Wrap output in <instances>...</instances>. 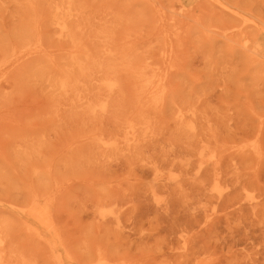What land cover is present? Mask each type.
<instances>
[{"label": "rangeland", "instance_id": "obj_1", "mask_svg": "<svg viewBox=\"0 0 264 264\" xmlns=\"http://www.w3.org/2000/svg\"><path fill=\"white\" fill-rule=\"evenodd\" d=\"M217 2H223L229 7L233 6L235 10L241 11L240 15L234 18ZM263 2L262 0H241V2L240 0L237 2L236 0H227V2L226 0H0V37H2L0 42L3 43L0 45L4 47L3 49L0 47V54H3L0 55V81L5 79L2 80L4 83H0L2 86L0 103L3 102L2 98L7 102L0 104V264H82V262L149 264L148 260L150 264H172V260L173 263L177 262L175 264H179L181 260L182 264H187L190 259L191 264L200 263L201 260L206 264H264V193L263 197H259L263 198V201L261 200L255 208L250 210L243 204L247 201L246 195L257 194L256 192L264 188ZM247 4L252 5L251 8L246 6ZM60 5L63 6L62 9L59 8ZM192 5L193 12L190 11ZM200 6L209 7L208 11H203L204 8ZM55 9L67 12L66 20L65 17L62 19L68 27L70 37L58 32L56 19L60 18L55 13ZM188 11L192 15L195 13L194 20L189 16L191 13H187ZM174 12L178 15L176 16ZM182 13L185 16L184 20L179 16ZM256 13L263 19L255 15ZM202 14L204 17L201 18L199 15ZM217 14L219 18L214 16ZM196 18L198 21H195ZM200 18L204 21H200ZM185 19L188 20H186L188 24ZM174 20L177 23L173 22ZM191 20L195 21L194 23L199 22V26L192 25ZM182 21L186 28L182 26ZM231 21L236 25L237 31L233 39L224 35V27ZM212 22H214L213 26H211ZM246 22L249 24L247 25ZM215 24L218 26L215 27ZM204 26L210 31H205ZM29 29L34 35L38 32L39 46L33 44L21 48L22 44L19 43H22L24 33ZM184 30L189 31L185 36H183L184 33L186 34ZM243 31L247 33L243 34ZM210 32L215 33L216 36L211 35ZM247 35L251 39L250 44L259 45L260 54L256 55L250 47L247 48L248 51L240 43ZM179 37L181 40L178 39ZM12 38L14 42L16 41V45ZM225 38L231 42L225 41ZM130 43L132 45L134 43L135 46H130ZM237 45H241L240 48ZM13 46L18 48L14 50L22 53L29 48L41 49L40 53L33 56L30 54L23 56L22 61L20 59L15 66L22 68L19 66L23 64L24 69L27 67L26 64L39 62L35 73L38 66L49 72L51 69L47 66L50 62L53 65L56 86L53 81L47 79L46 75L45 78H40L38 74L28 71L25 77L21 76V83L24 84V81L27 85L24 84L25 90L21 88L22 86L9 88L10 84L6 82L9 79L6 78L10 76L7 77L9 73L7 75L6 73L11 68L16 70L13 68L15 66L8 67L12 52L10 50ZM177 46L179 50L176 52ZM72 52L77 57L79 67L70 66L69 56ZM153 53L155 56H152ZM253 61L258 64L255 65ZM20 63L21 65H18ZM164 63L168 66L167 69ZM173 63L176 72H173ZM244 64L245 66L242 67ZM59 70L68 74L67 89L63 90L57 85L60 79L65 78ZM158 70H161L160 74L157 73ZM18 71L21 70H16ZM136 71L138 73H134ZM170 78H172L171 84L168 82ZM112 80H116L117 85L111 91L112 96H107L108 90L104 85ZM147 80L152 81L153 84L163 85L161 87L163 90L143 97L144 99L134 98L131 89H142ZM127 84L130 86H126ZM128 87L132 88L129 90ZM13 88H19L21 92ZM248 91L251 94H248ZM8 97L10 99L7 100ZM157 98L159 103H148ZM104 101L107 107L102 111L101 106L104 105ZM135 108L140 111L138 120L131 118ZM159 117L162 118L159 120ZM130 120L136 122L138 127V143L134 148L125 144L129 135L124 131L123 125ZM251 123L255 124L251 125ZM102 129L106 131L105 134L103 131L100 133ZM254 130L256 133L253 138L248 139ZM249 132L251 133L248 134ZM221 136L224 138L223 142L219 141ZM243 154L252 157L247 158L249 159L247 161L246 158L243 159ZM224 155L226 161L222 160ZM216 157L221 160L214 170L209 171L211 174L203 176L200 181L195 180L201 170L204 173L208 162ZM221 161L227 162L223 163L224 167ZM190 164L195 165L192 167ZM240 165H243L240 167L241 170L238 167ZM199 166L202 167L200 170ZM222 169H227L223 172L228 174L225 175ZM214 173H218L221 183L216 182ZM228 178L232 180L228 182L230 180L227 181ZM240 180L243 181L242 184ZM207 182L208 185H205ZM35 184H38V190L42 185L41 188L45 189L43 193L47 192V194L44 195L42 190L40 193L34 189ZM246 184H250L253 189L249 185L246 187ZM236 186H240L235 192L238 195L231 196L230 201L235 200L233 202L235 205L230 207L229 192ZM231 188L233 190H230ZM250 189L252 191H248ZM39 194L43 196L40 197ZM223 194L230 197L223 202L224 205L229 204L228 208L221 206L223 203H220L222 202L220 199L225 198ZM211 199L216 203L210 202ZM139 200L142 202L140 203ZM170 202L177 204L171 206L173 204L170 205ZM241 204H243L242 208ZM216 205L225 208L219 211V206ZM55 206L60 210H56ZM244 208L247 210H242ZM53 210L58 211L62 216L58 213L56 215V212L54 214ZM37 211L49 215L50 227L42 225L33 215ZM172 211L176 212L172 213ZM123 212L125 217L122 216ZM180 214L183 216H179ZM205 214H209V221L206 223L202 221ZM52 215L57 216L60 223L56 224ZM184 215L193 222L198 217H203L199 224L196 222L200 218L195 223L189 222L194 228L190 232L192 242L188 243V248H184L182 243L177 241L174 231L185 227ZM196 215L199 216L195 218ZM178 217L182 219L178 220ZM59 224L64 227H60ZM195 227H198V233ZM63 228L66 234L62 232ZM193 233H196L193 235L196 239H193ZM65 235L70 237L69 240L76 249L71 245L72 250L71 247L67 250L69 245L64 246V243L68 242H66L68 238L63 240ZM33 238L36 240L33 241ZM173 240H176L175 243ZM29 244L34 245L29 246ZM36 244L40 246L38 251L35 250ZM202 249L201 253L198 252ZM70 250L73 253H67ZM74 250H77L76 255ZM23 251L25 254L28 251L29 254L26 256ZM112 253H114L113 257L117 254L123 259L119 258L115 261L116 258L112 257ZM72 255L77 257L76 260ZM107 255H110V258ZM80 256L82 262L79 260ZM106 257L111 260L108 261ZM21 258H25L22 259L23 263ZM126 258L128 261L125 260ZM177 258L182 259L178 262ZM86 260L89 262L87 263Z\"/></svg>", "mask_w": 264, "mask_h": 264}, {"label": "bare ground", "instance_id": "obj_2", "mask_svg": "<svg viewBox=\"0 0 264 264\" xmlns=\"http://www.w3.org/2000/svg\"><path fill=\"white\" fill-rule=\"evenodd\" d=\"M51 1H52V0H51ZM63 1H64V0H63ZM137 1H140V0H137ZM214 1H217V0H214ZM255 1H256V0H255ZM260 1H261V0H260ZM262 1H264V0H262ZM53 2H54V1H53ZM185 2H186V1H185ZM226 2H227V0H226ZM228 2H229V1H228ZM232 2H233V1H232ZM236 2H237V0H236ZM238 2H239V1H238ZM240 2H241V0H240ZM258 2H259V1H258ZM168 3H169V2H168ZM172 3H173V2H171V4H172ZM197 3H198V2H197ZM197 3H195V4H197ZM263 3H264V2H263ZM263 3H262V5H263ZM53 4H54V3H53ZM171 4H170V6H171ZM200 4H201V2H200ZM204 4H205V2H204ZM217 4H219V5L223 8V10H225L226 12L231 13V16H233L234 18H235V17L237 18V16L240 15V12H241V11L239 12V11L235 10V9L233 8V6H230V7H229V6H227L226 4H224L223 2H217ZM236 4H237V3H236ZM236 4H235V5H236ZM248 4H249V3H248ZM248 4H247L246 6H249ZM61 5H62V4H61ZM61 5L59 6V8L62 9V7L64 6V4H63V6H61ZM173 5H174V4H173ZM201 5H202V4H201ZM230 5H231V4H230ZM238 5H239V4H238ZM238 5H237V6H238ZM250 5H251V4H250ZM174 6H175V5H174ZM177 6H179V5H177ZM192 6H193V5H192ZM197 6H198V5H197ZM204 6H205V5H204ZM207 6H208V5H207ZM207 6H205V7H207ZM246 6H244V7H246ZM251 6H252V5H251ZM251 6H249V7L251 8ZM254 6H255V4H254ZM36 7H37V6H36ZM171 7H172V6H171ZM195 7H196V6H195ZM200 7H201V6H200ZM202 7H203V6H202ZM202 7H201V8H202ZM239 7H240V6H239ZM241 7H242V6H241ZM249 7H248V8H249ZM40 8H41V7H40ZM190 8H191V7H190ZM192 8H193V9H192ZM192 8L190 9V11H192V10L194 11V6H193ZM196 8H197V7H196ZM201 8H200V10H201ZM203 8H204V7H203ZM208 8H209V7H208ZM208 8H204L203 11H208ZM246 8H247V7H246ZM248 8H247V9H248ZM250 8H249V9H250ZM29 9H30V8H29ZM37 9H38V8H37ZM61 9H60V10H61ZM156 9H157V8H156ZM242 9H243V8H242ZM44 10H45V8H44ZM60 10L55 9V13H56V14L59 16V18H60V19H56V22H57L56 24L58 25V32H59L60 34H62V35H65V34H66V36L68 35V36L70 37L68 27H67V25L65 24L64 19H62V18L65 17V20H66V17H68V16H67V12H66L65 10H64V12H63V11H60ZM161 10H162V9H161ZM175 10H176V9H175ZM187 10H188V9H186V11H187ZM198 10H199V9H198ZM214 10H215V9H214ZM239 10H240V9H239ZM244 10H245V8H244ZM176 11H177V10H176ZM190 11H188L187 13H191ZM193 11H192V12H193ZM209 11H210V10H209ZM153 12H154V11H153ZM159 12H160V11H159ZM172 12H173V11H172ZM182 12H183V10H182ZM198 12H200V11H198ZM198 12H197V13H198ZM221 12H222V10H221ZM262 12H263V11H262ZM147 13H148V12H147ZM155 13H157V12H155ZM174 13H175V12H174ZM174 13H173V14H174ZM178 13H179V12H178ZM260 13H261V12H260ZM148 14H149V13H148ZM148 14H147V16L149 17ZM175 14H176V16L178 15L177 12H176ZM184 14H185V12H184ZM184 14L182 13V14L179 15L180 17H182V18H180L181 20H182V19L184 20V18H185ZM194 14H195V13H194ZM194 14H193V15H192V13H191V15L188 14L189 16H191L192 20H194V18H193ZM200 14H201V13H200ZM203 14H205V13L203 12ZM203 14H202V15H199V16H201V18H202V17H204ZM206 14H207V13H206ZM213 14H214V13H213ZM181 15H183L184 17L181 16ZM185 15H186V14H185ZM188 15H187V18H188ZM196 15H198V14H196ZM255 15H258V16H259V14H257V13H256ZM61 16H62V17H61ZM152 16H153V14H152ZM199 16H198V18H199ZM214 16L218 17V14H217V15H214ZM222 16H223V15H222ZM55 17H56V16H55ZM194 17H195V16H194ZM216 17H215V18H216ZM261 17H262V16H261ZM261 17L259 16V18H261ZM112 18H113V17H112ZM145 18H146V17H145ZM150 18H151V16H150ZM156 18H157V17H156ZM156 18H154V19H156ZM165 18H166V17H165ZM201 18L199 19L200 21H202ZM218 18H219V17H218ZM45 19H46V18H45ZM49 19H50V17H49ZM84 19H85V18H84ZM169 19H170V18H169ZM177 19H178V18H177ZM188 19H189V18H188ZM261 19H263V18H261ZM51 20H52V19H51ZM85 20H86V19H85ZM156 20H157V19H156ZM156 20H155V21H156ZM175 20H176V19H175ZM175 20H174L173 22H176ZM181 20H180V21H181ZM186 20H187V19H185V22H186ZM192 20L190 21V23H191V22L193 23L192 25L196 24V25L199 26V22H197L198 24H197V23H194L195 21H198L197 18L195 19L194 22H193ZM220 20H221V17H220ZM263 20H264V19H263ZM83 21H84V20H83ZM83 21H82V22H83ZM141 21H142V20H141ZM151 21H152V20H151ZM160 21H161V20H160ZM167 21H168V20H167ZM187 21H188V20H187ZM203 21H204V20H203ZM203 21H202V22H203ZM39 22H40V20H39ZM45 22H46V21H45ZM147 22H148V21H147ZM182 22H183V25H182V24H181V25H182L184 28H186L185 25H184V21H182ZM214 22H215V21H214ZM214 22H212V25H211V26H213V23H214ZM227 22H228V21H227ZM164 23H165V21H164ZM176 23H177V22H176ZM178 23H179V22H178ZM186 23H187V22H186ZM190 23H189V24H190ZM240 23H242V22H240ZM263 23H264V22H263ZM28 24H29V23H28ZM162 24H163V23H162ZM170 24H172V23H170ZM187 24H188V23H187ZM202 24H203V23H201V25H202ZM217 24H218V23H217ZM225 24H226V23H225ZM246 24L248 25L249 23L246 22ZM250 24H251V23H250ZM148 25H149V24H148ZM151 25H152V24H151ZM172 25H173V24H172ZM181 25H180V28H181ZM218 25H219V24H218ZM218 25H217V26H218ZM247 25H246V26H247ZM41 26H42V25H41ZM149 26H150V25H149ZM164 26H165V24H164ZM186 26H188V25H186ZM189 26H190V25H189ZM217 26H216V24H215V27H217ZM238 26H239V25H238ZM244 26H245V25H244ZM263 26H264V25H263ZM88 27H89V26H88ZM157 27H158V26H157ZM159 27H160V25H159ZM201 27H202V26H201ZM220 27H222V26H221V23H220ZM220 27H219V28H220ZM164 28H165V27H164ZM174 28H175V27H174ZM180 28H179V29H180ZM205 28H206V26L203 27V29L206 31L207 29H205ZM207 28H208V27H207ZM243 28H244V27H243ZM42 29H43V28H42ZM79 29H81V28H79ZM148 29H150V28H148ZM170 29H171V28H170ZM181 29H183V28H181ZM181 29H180V30H181ZM188 29L190 30L189 27H188ZM199 29H200V28H199ZM256 29H257V28H256ZM70 30H71V29H70ZM124 30H125V29H124ZM124 30H123V31H124ZM128 30H129V29H128ZM156 30H157V28H156ZM159 30H160V29H159ZM159 30H158V32H159ZM164 30H166V29H164ZM242 30H244V29H242ZM242 30H241V31H242ZM89 31H90V30H89ZM111 31H112V30H111ZM167 31H168V30H167ZM171 31H172V30H171ZM182 31H183V30H182ZM185 31H186V30H184V32H185ZM207 31H210V30H207ZM251 31H252V29H251ZM20 32H21V31H20ZM115 32H116V31H115ZM126 32H127V30H126ZM158 32H157V33H158ZM188 32H189V31H186V34L184 33L183 36L187 35ZM214 32L217 33V31H215V30H214ZM220 32H221V31H219V34H221ZM236 32H237V31H236V25L233 24L232 21L230 22V24L227 23L226 26L224 27V35H225L226 38L233 39V37L236 35ZM43 33H44V32H43ZM70 33H71V31H70ZM110 33L112 34V32H110ZM153 33H155V32H153ZM161 33H162V32H161ZM161 33H159V34H161ZM170 33H171V32H170ZM202 33H203V32H202ZM215 33L212 34V33L210 32L211 35H215ZM244 33H247V32H244V31H243V34H244ZM250 33H251V32H250ZM250 33H248V34L250 35ZM11 34H12V33H11ZM21 34H22V33H21ZM85 34H86V33H85ZM111 34H110V35H111ZM136 34H137V33H136ZM254 34H256V33H254ZM46 35H47V33H46ZM106 35H107V34H106ZM110 35H109V38H110ZM126 35H127V34H126ZM128 35H129V34H128ZM164 35H166V34H164ZM176 35H177V34H176ZM179 35H180V33H179ZM249 35L245 36L244 39H242V41H241L240 43L245 47V49H247V48L250 47V48H251L250 50H252V52H254L256 55L260 54V50H261V48H259V45H257V44H253V45H252V44L249 43V41L251 40L250 37H248ZM42 36H43V35H42ZM83 36H84V35H83ZM93 36H94V35H93ZM134 36H135V35H134ZM159 36H160V35H159ZM161 36H162V35H161ZM215 36H216V35H215ZM217 36H220V35H217ZM221 36L223 37V35H221ZM221 36H220V37H221ZM128 37H129V36H128ZM156 37H157V36H156ZM171 37H172V35H171ZM254 37H256V36L254 35ZM254 37H253V38H254ZM0 38H1V40H2V37H0ZM42 38H43V37H42ZM78 38H79V37H78ZM105 38H106V37H105ZM121 38H122V36H121ZM121 38H120V39H121ZM125 38H126V37H125ZM132 38H133V37H132ZM132 38H131V39H132ZM159 38H160V37H159ZM209 38H211V36H210ZM226 38L224 39L225 41H226V40H229V39H226ZM239 38H240V37H239ZM172 39H173V37H172ZM172 39H171V40H172ZM178 39H180V37H179ZM8 40H9V39H8ZM12 40H13V38H12ZM42 40H43V39H42ZM116 40H117V39H116ZM123 40H124V39H123ZM123 40H122V41H123ZM173 40H174V39H173ZM180 40H181V39H180ZM209 40H210V39H209ZM211 40L213 41V38H212ZM38 41H39V35H38V32H36V34L34 35L33 33L30 32V29H29L28 31H25V33H24V37H23V41H21L22 43H19V44H22V45L20 46L21 48H22V47H25L26 45H33V44H37V46H39ZM45 41H46V38H45ZM45 41H44V43H45ZM118 41H119V40H118ZM161 41H162V40H161ZM166 41L168 42V39H167ZM169 41H170V40H169ZM177 41H178V40H177ZM222 41H223V40H222ZM229 41H230V40H229ZM236 41H237V40H236ZM252 41H254V39H252ZM15 42H16V41H15ZM15 42H14V40H13V43L16 45L17 43H15ZM126 42H127V41H126ZM128 42H129V41H128ZM128 42H127V43H128ZM205 42H206V41H205ZM209 42H210V41H209ZM230 42H231V41H230ZM238 42H239V41H238ZM238 42H236V43H238ZM0 43H1V42H0ZM8 43H9V42H8ZM13 43H12V44H13ZM86 43H87V42H86ZM115 43H116V42H115ZM119 43H120V42H119ZM119 43H118V44H119ZM169 43H170V42H169ZM169 43H168V44H169ZM236 43L234 44L235 46H236ZM1 44H3V43H1ZM82 44H83V43H82ZM82 44H81V45H82ZM112 44H113V43H112ZM121 44H122V43H121ZM121 44H120V45H121ZM9 45H10V43L8 44V46H9ZM43 45H44V44H43ZM110 45H111V44H110ZM116 45H117V43H116ZM169 45H170V44H169ZM44 46H45V45H44ZM46 46H47V45H46ZM114 46H115V45H114ZM123 46H124V45H123ZM130 46L134 47L135 45H134V43H133V45L130 43ZM130 46H128V47H130ZM174 46H176V45H174ZM174 46H173V47H174ZM237 46H238V45H237ZM239 46H241V45H239ZM239 46H238V47H239ZM0 47H1V45H0ZM67 47H68V46H67ZM118 47H119V46H118ZM128 47H127V48H128ZM132 47H131V48H132ZM154 47H155V46H154ZM162 47H163V45H162ZM162 47H160V49H161ZM169 47L171 48L172 46H169ZM231 47H232V46H231ZM1 48L3 49L4 47H1ZM1 48H0V49H1ZM15 48L18 49L17 46H13L12 50H10V51H12V52H10L11 55L9 56L10 58H9V64H8L9 66H8V67H11V66H15V65H17V63L19 62V60H20L21 58H23V56H26V55H29V54L33 56V54L40 53V51H41V49H38V50H37L36 48H29V50H27V51H25V52L22 53L21 51L14 50ZM46 48H47V47H46ZM116 48H117V46H116ZM125 48H126V47H125ZM131 48H129V50H131ZM158 48H159V47H158ZM176 48H178V49H176ZM176 48H175V49H176V52H177V51L179 50V47L177 46ZM239 48H240V47H239ZM112 49H113V48H112ZM132 49H133V48H132ZM168 49H169V48H168ZM229 49H230V48H229ZM229 49H228V50H229ZM232 49L234 50V48H232ZM235 49H236V47H235ZM42 50H43V49H42ZM115 50H116V49H115ZM117 50H118V49H117ZM127 50H128V49H127ZM150 50H151V49H150ZM163 50L165 51V49H163ZM172 50H174V48H173ZM247 50H248V49H247ZM247 50H246V51H247ZM4 51H5V49H4ZM53 51H54V50H53ZM77 51H78V50H77ZM104 51H105V50H104ZM147 51H148V50H147ZM158 51H159V50H158ZM161 51H162V50H161ZM164 51H163V53H164ZM207 51H208V50H207ZM240 51H241V50H240ZM248 51H249V50H248ZM1 52H2V51H1ZM47 52H48V51H47ZM73 52H75V51H73ZM73 52H72V55L69 56V63H70V66H72V67H79V66H80V65H79V62L77 61V57L74 55ZM153 52H155V51H153ZM167 52H169V51H167ZM176 52H175V53H176ZM48 53H49V52H48ZM130 53H132V52H130ZM130 53H129V54H130ZM157 53H158V52H157ZM115 54H116V53H115ZM129 54H128V55H129ZM160 54H161V53H160ZM160 54H158V55H160ZM166 54H168V53H166ZM171 54H172V53H171ZM0 55H3V54L1 53ZM113 55H114V54H113ZM124 55H125V54H123V56H124ZM128 55H127V56H128ZM147 55H148V52H147ZM150 55H151V54H150ZM150 55H149V56H150ZM153 55H154V53L152 54V56H153ZM172 55H173V54H172ZM34 56H37V55H34ZM47 56H48V55H47ZM154 56H155V55H154ZM160 56H161V55H160ZM162 56H163V54H162ZM246 56H247V55H246ZM250 56H251V55H250ZM29 57H30V56H29ZM39 57H41V56H39ZM101 57H102V56H101ZM172 57H174V56H172ZM256 57H257V56H256ZM256 57H255V59H256ZM50 58H51V57H50ZM141 58H142V57H141ZM155 58H157V57H155ZM162 58H163V57H162ZM41 59H42V58H41ZM163 59H164V58H163ZM170 59L173 60V58H171V56H170ZM179 59H180V58H179ZM179 59H178V60H179ZM252 59H254V58H252ZM23 60H24V59H23ZM45 60H47V57H46ZM131 60H132V59H131ZM156 60H157V59H156ZM156 60H155V61H156ZM247 60H248V58H247ZM247 60H246V61H247ZM21 61H22V59H21ZM50 61H51V60H50ZM107 61H108V60H107ZM107 61H106V63H107ZM162 61H164V60H162ZM162 61H161V62H162ZM173 61H174V60H173ZM263 61H264V60H263ZM40 62H41V61H40ZM130 62H131V61H130ZM145 62H146V61H145ZM157 62H158V60H157ZM157 62H156V63H157ZM169 62H171V61H169ZM219 62H220V61H219ZM253 62H254V61H253ZM260 62H262V61L260 60ZM38 63H39V62H38ZM38 63H37V64H38ZM49 63H50V62H49ZM49 63H48V66H47V67H49V68L51 69V71H49V72H47V71H45V70H43V69H40L39 66H38V69H37V71H36V73H35V68H37V64H34V62H33L32 65H28V64H26L27 67H25L24 69H23L24 65L22 64V65H23V66H22L21 63L18 64V65H21V66H19V67H22V68H18L17 66L13 67V68H15L16 70H19V69L21 70V71H18V72H16V70H14V69L11 68L12 71L9 72V71L11 70V69H10V70H8L7 73H6V75L9 73V74L7 75V77L10 76V77L6 78V79H9L8 81H6L7 83L10 84V86H8V87L10 88V87L12 86V87H19V88H20V86H22L21 88H23V87L27 86V85L25 84L24 81H23V83L25 84V86H24V84L21 83V82H22V78H21V76L24 75V77H25V76L27 75L28 71H32L33 73L38 74V76H39L40 78H45L44 75H46L47 79L50 80L51 82L53 81V84L56 86V81H55L54 78H53V74H54V72H53V65H52V63H50V64H49ZM55 63H56V62H55ZM58 63H59V62H58ZM127 63H128V62H127ZM154 63H155V62H154ZM162 63H163V62H162ZM166 63H167V62H166ZM166 63H164V64H165V67L167 66ZM254 63H255V62H254ZM256 63L258 64V62H256ZM256 63H255V65H256ZM117 64H118V63H117ZM146 64H147V62H146ZM160 64H161V63H160ZM245 64H246V63H245ZM245 64L242 65V67H244ZM247 64H248V61H247ZM26 65H25V66H26ZM114 65H115V64H114ZM179 65H180V64H179ZM255 65H254V66H255ZM116 66H117V65H116ZM139 66H140V65H139ZM146 66H147V65H146ZM161 66H162V64H161ZM173 66H174V63H173ZM173 66H172V68H173ZM16 67H17V68H16ZM150 67H151V66H150ZM162 67H163V66H162ZM167 67H168V66H167ZM167 67H166V69H167ZM169 67H170V66H169ZM251 67H252V65H251ZM6 68H7V66H6ZM49 68H48V69H49ZM98 68H99V67H98ZM133 68H134V66H133ZM153 68H154V67H153ZM172 68H171V69H172ZM7 69H8V68H7ZM129 69H130V67H129ZM144 69H145V68H144ZM158 69H159V68H158ZM162 69H163V68H162ZM162 69H161V70H162ZM175 69H176V67L174 66L173 72H174V71L176 72ZM178 69H179V68H178ZM178 69H177V70H178ZM239 69H240V67H239ZM241 69H242V68H241ZM13 70H14L15 72H14ZM122 70H123V69H122ZM148 70H149V69H148ZM161 70H158L159 72H157V73L160 74V71H161ZM164 70H165V68H164ZM237 70H238V69H237ZM74 71H75V70H74ZM140 71H141V69H140ZM166 71H168V70H166ZM59 72H60V73H63V75H64L65 78L60 79V80L57 82V85H58L59 88H61V89H63V90H64V89H67V82H68V79H69L68 74H67V72H65V71H60V70H59ZM124 72H125V71H124ZM127 72H128V69H127ZM164 72H165V71H164ZM169 72H172V71H169ZM173 72H172V74H173ZM239 72H240V71H239ZM10 73H11V74L13 73L12 75H13L14 77H13ZM96 73H98V72H96ZM134 73H138V72L136 71V72H134ZM134 73H132V74H134ZM236 73H238V71H237ZM246 73H247V72H245V75H246ZM0 74H1V73H0ZM17 74H18V75H17ZM25 74H26V75H25ZM122 74H123V73H122ZM130 74H131V73H130ZM130 74H129V75H130ZM162 74H163V73H162ZM166 74H167V73H166ZM169 74L171 75V73H169ZM169 74H168V75H169ZM92 75H93V74H92ZM94 75H95V74H94ZM106 75H107V74H106ZM138 75H139V74H138ZM140 75H141V72H140ZM235 75H236V74H235ZM239 75H240V74H239ZM18 76H19V77H18ZM70 76H71V75H70ZM119 76H120V75H119ZM123 76H124V75H123ZM125 76H126V75H125ZM134 76H135V75H134ZM147 76H148V75H147ZM157 76H158V75H157ZM171 76H172V75H171ZM5 77H6V76H5ZM29 77H30V76H29ZM32 77H33V75H32ZM131 77H132V76H131ZM131 77L129 76V78H131ZM236 77H237V76H236ZM10 78H11V79H10ZM127 78H128V74H127ZM127 78H126V79H127ZM148 78H149V77H148ZM148 78H147V79H148ZM161 78H162V77H161ZM138 79H139V77H138ZM159 79H160V78H159ZM170 79H171V80L168 81L169 83L172 81V78H170ZM2 80H3V79H2ZM2 80L0 81V83L2 82ZM35 80H36V79H35ZM124 80H125V79H124ZM3 81H5V79H4ZM25 81H26V80H25ZM85 81H86V80H85ZM134 81H135V80H134ZM149 81H150V80H149ZM149 81L147 80L145 83L143 82V83H144L143 88H142V89H139V90H137V89H131L132 87H131V88L128 87L129 90H130V89L132 90V92H133L132 95H133L134 98H140V99H141V98H143V97H148V95H150V94H156L157 92L159 93V92H161V91L163 90V89H161V87H162L163 85H161V84H159V83H154V84H153V83H151L152 81H151V82H149ZM125 82H126V81H125ZM129 82H130V81H129ZM162 82H163V79H162ZM164 82H165V80H164ZM2 83H4V82H2ZM49 83H50V82H49ZM84 83H85V82H84ZM127 83H128V82H127ZM130 83H131V82H130ZM135 83H136V82H135ZM138 83H139V82H138ZM244 83H245V82H244ZM244 83H243V84H244ZM170 84H171V83H170ZM227 84H228V83H227ZM236 84H237V83H236ZM116 85H117L116 80L108 81V82L105 83V85H104V86L106 87L105 89L108 90V94L106 93L107 96H110V95L112 94L111 91L115 88ZM121 85H122V84H121ZM131 85H133V83H132ZM228 85H229V84H228ZM87 86H88V85H87ZM126 86H130V85L127 84ZM138 86H139V85H138ZM170 86H171V85H170ZM239 86H240V85H239ZM1 87H2V86H0V88H1ZM5 87H7V85H6ZM92 87H93V86H92ZM140 87H141V85H140ZM165 87H166V86H165ZM168 87H169V86H168ZM3 88H4V87H3ZM19 88H18V89H19ZM124 88H126V87H124ZM128 88H127V90H128ZM170 88H172V86H171ZM170 88H169V89H170ZM14 89H15V88H13V90H14ZM18 89H15V90L17 91ZM23 89H24V88H23ZM23 89H21V90H23ZM25 89H26V88H25ZM25 89H24V90H25ZM105 89H104V92H105ZM120 89H121V87H120ZM172 89H173V88H172ZM226 89H227V88H226ZM238 89H239V87H238ZM91 90H92V89H91ZM125 90H126V89H125ZM127 90H126V91H127ZM239 90H241V89H239ZM247 90H248V89H247ZM1 91H2V90H1ZM1 91H0V92H1ZM11 91H12V89H11ZM19 91H20V90H18V92H19ZM170 91H171V89H170ZM14 92H15V91H14ZM20 92H21V91H20ZM90 92H91V91H90ZM106 92H107V91H106ZM114 92H115V91H114ZM237 92H238V90H237ZM128 93H129V92H128ZM167 93H168V92H167ZM249 93H250V92L248 91V94H249ZM10 94H11V93H10ZM93 94H94V93H93ZM250 94H251V93H250ZM8 95H9V94H8ZM8 95H7V96H8ZM87 95H88V94H87ZM164 95H165V94H164ZM171 95H172V94H171ZM261 95H262V93H261ZM92 96H93V95H92ZM111 96H112V95H111ZM130 96H131V95H130ZM10 97H11V96H10ZM164 97H166V96H164ZM262 97H263V99H264V95H262ZM1 98H2V97H1ZM4 98H5V97H4ZM259 98H260V97H259ZM8 99H10V98L8 97L7 100H8ZM103 99H104V98H103ZM143 99H144V98H143ZM92 100H93V98H92ZM135 100H136V99H135ZM167 100H168V99H167ZM173 100H174V99H173ZM0 101H1V100H0ZM2 101H3V102L0 103V104L7 103L5 99L3 100V98H2ZM88 101H89V100H88ZM150 101H151V100H150ZM165 101H166V100H165ZM261 101H263V100H261ZM104 102H105L104 105L101 106V110H102V111L106 110V107H107V103H106V101H104ZM157 102H158V103L160 102V101H159V98H157L156 100H152L151 102H148V103H153V104H155V103H157ZM166 102H167V101H166ZM263 102H264V101H263ZM164 103H165V102H164ZM161 104H162V103H161ZM164 108H165V104H164ZM185 108H186V107H185ZM195 108H197V107H195ZM139 109H141V107H139ZM162 109H163V107H162ZM93 110H94V109H93ZM160 110H161V109H160ZM161 111L164 112L163 110H161ZM174 114H175V113H174ZM163 115L166 116V114H163ZM163 115H162V116H163ZM167 115H168V114H167ZM212 115H213V114H212ZM166 117H167V116H166ZM166 117H165V118H166ZM108 118H109V117H108ZM129 118H130V117H129ZM131 118H133L134 120H138V119H140V111L137 110V108H135V109L132 111V116H131ZM161 118H162V117H159L158 119L160 120ZM180 118H181V117H180ZM196 118H197V117H196ZM203 118H204V117H203ZM210 118H211V116H210ZM213 118H214V117H213ZM213 118H212V119H213ZM251 118H252V117H251ZM167 119H168V118H167ZM247 119H248V118H247ZM159 120H158V121H159ZM162 121H163V119H162ZM165 121H166V120H165ZM193 122H195V121H193ZM161 123H162V122H161ZM164 123H166V122H164ZM217 123L219 124V122H217ZM220 123H221V122H220ZM222 123H223V122H222ZM247 123H248V122H247ZM97 124H98V123H97ZM106 124H107V123H106ZM110 124H111V123H110ZM159 124H160V123H159ZM171 124H172V126H173V123H171ZM171 124H170V126H171ZM196 124H198V122H197ZM200 124H201V123H200ZM252 124H255V123H251V125H252ZM263 124H264V123H263ZM108 125H109V124H108ZM111 125H112V124H111ZM240 125H241V124H240ZM104 126H105V123H104ZM123 126H124V131L126 132L127 135H129V138L127 139V141H126L125 144H126L128 147L132 146V147L134 148V147L137 145V143H138V136H137L138 127L136 126V122H134V121L131 122V120H130L129 122L125 123ZM218 126H219V125H218ZM224 126H225V125H224ZM258 126H259V125H258ZM258 126H257V127H258ZM263 126H264V125H262V128H263ZM199 127H200V126H199ZM222 127H223V126H222ZM243 127H244V126H243ZM247 127H248V126H247ZM257 127L255 128V130L257 129ZM157 128H158V127H157ZM220 129H221V128H220ZM253 129H254V128H253ZM253 129H251V130H253ZM99 130H100V128H99ZM106 130H107V129H106ZM221 130H222V129H221ZM255 130L252 131L253 134H252V136L249 135V138H248V139H252V138H253L254 133H256ZM102 131H103V129L101 130L100 133H102ZM112 131H114V130H112ZM222 131H223V130H222ZM103 132H104V134L106 133V131H103ZM214 132H215V131H214ZM227 132H228V130H227ZM227 132H226V133H227ZM247 132H248V131H247ZM96 133H97V132H96ZM107 133H108V132H107ZM216 133H217V132H216ZM250 133H251V132H249L248 134H250ZM260 133L262 134L261 131H260ZM197 134H198V132H197ZM229 134L231 135V133H229ZM106 135H107V134H106ZM106 135H103V136H106ZM117 135H118V134H117ZM218 135H219V134H218ZM230 135H227V137L230 136ZM208 136H209V135H208ZM225 136H226V135H225ZM232 136H233V135H232ZM250 136H251V137H250ZM197 138H198V136H197ZM202 138H203V137H202ZM220 138H222V136H221ZM220 138H219V141H220V142H223L224 138H222V139H220ZM259 138H260V137H259ZM160 140H161V137H160ZM202 140H204V138H203ZM221 140H222V141H221ZM204 141H205V140H204ZM228 141H229V140H228ZM160 142H161V141H160ZM199 142H200V140H199ZM225 142H227V139H226V138H225ZM231 142L234 143L235 141H230V143H231ZM211 143L213 144L212 141H211ZM235 143H236V142H235ZM259 144H260V143H259ZM145 145H146V144H145ZM196 145H197V144H196ZM260 145H261V144H260ZM199 146H200V145H199ZM260 147H261V146H260ZM130 148H131V147H130ZM261 148H262V147H261ZM157 149H158V148H157ZM181 149H182V148H181ZM244 150H245V149H244ZM246 150H247V149H246ZM246 150H245V151H246ZM148 151H149V150H148ZM182 151H183V150H182ZM245 151H244V152H245ZM248 151H250V149H249ZM155 152H156V151H155ZM251 153H252V152H251ZM251 153H249V154H251ZM149 154H150V153H149ZM154 154H155V153H154ZM195 154H196V153H195ZM199 154H201V153H199ZM229 154H230V153H229ZM252 154H253V153H252ZM252 154H251V155H252ZM150 155H151V154H150ZM152 155H153V154H152ZM176 155H177V154H176ZM225 155H227V154H225ZM225 155H224V157H225ZM232 155H233V154H232ZM236 155H238V154H236ZM243 155H244V154H243ZM153 156H154V155H153ZM192 156H193V155H192ZM239 156H240V155H239ZM244 156H245V157H244ZM244 156H243V159H245V158L247 159V158L250 157V156H249V157H246L247 155H244ZM224 157H223L222 160L226 161V160H225L226 157H225V158H224ZM233 157H234V156H233ZM251 157H252V156H251ZM251 157H250V158H251ZM152 158H155V157H152ZM227 158H228V157H227ZM250 158H249V159H250ZM168 159H169V158H168ZM171 159H172V158H171ZM171 159H169V160H171ZM240 159H242V158L240 157ZM249 159H247V161H248ZM169 160H168V161H169ZM195 160H196V159H195ZM219 160H221V159H220V158H217V157H216V158H213L210 162H208V163H209L208 166H210V168H208V166H207V164H206L207 167H206L205 169L203 168V169H204V173H203V171L201 170L200 175H198L197 177H195L196 174L194 175V177H195L194 179L197 180V181H200V180H202L203 176H205V175H207V176L210 175L211 173H210L209 171H212V169H213V170L215 169V167L218 165ZM237 160H239V158H237ZM237 160H236V161H237ZM228 161H229V160H228ZM240 161H241V160H240ZM243 161H244V160H243ZM245 161H246V160H245ZM170 162H171V161H170ZM206 162H207V161H206ZM195 163H196V162H195ZM221 163H222V166H223V163L226 164L227 162H223V161H221ZM219 164H220V163H219ZM175 165H176V164H175ZM177 165H178V164H177ZM190 165H191V164H190ZM194 165H195V164H192L191 166L193 167ZM138 166H139V165H138ZM163 166H164V165H163ZM165 166H166V164H165ZM222 166H221V167H222ZM242 166H243V165H242ZM242 166L240 165V166H238V167L240 168V167H242ZM166 167H168V165H167ZM177 167H178V166H176L175 169H177ZM195 167H196V166H195ZM204 167H205V165H204ZM223 167H224V166H223ZM223 167H222V168H223ZM201 168H202V167L199 166L198 169L200 170ZM227 168H228V167H227ZM217 169H218V168H217ZM241 169H242V168H240V170H241ZM143 170H144V169H143ZM146 170H147V169H146ZM226 170H227V169H226ZM226 170H223V169H222V172H223V171L225 172ZM135 171H136V170H135ZM41 172H42V171H41ZM139 172H140V171H139ZM182 172H184V171H182ZM187 172H188V171H187ZM189 172H190V171H189ZM206 172H207V173H206ZM224 172H223V173H224ZM145 173H147V172L145 171ZM151 173H152V172H150V174H151ZM164 173H165V172H164ZM185 173H186V172H184V174H185ZM202 173H203V174H202ZM226 173H227V172H226ZM226 173H224V174L226 175ZM188 174H190V173H188ZM227 174H228V173H227ZM139 175H140V174H139ZM222 176H223V174H222ZM240 176H241V175H240ZM144 177H145V176H144ZM210 177H211V176H210ZM210 177H209V179H210ZM224 177H225V176H224ZM242 177H243V175H242ZM141 178H142V177H141ZM214 178H215L216 182H220V177H219L218 173H214ZM209 179H208V180H209ZM221 179H222V178H221ZM229 179H230V180H229ZM228 180H229V181H228ZM231 180H232L231 178H228V179H227L228 182H230ZM242 180H243V179H242ZM242 180H240V181H241V184H242V182H243ZM245 180H246V179H244V181H245ZM257 181H258V180H257ZM257 181H256V183H257ZM186 182H187V181H186ZM197 183H198V182H197ZM220 183H221V182H220ZM224 183H225V181H224ZM224 183H223V184H224ZM233 183H234V182H233ZM187 184H188V183H187ZM229 184H230V183H229ZM229 184H228V185H229ZM239 184H240V183H239ZM27 185H28V184H27ZM35 185H36V184H35ZM35 185H33V186H34V189L38 190V189H37L38 184H37L36 186H35ZM205 185H208V182H207ZM248 185L250 186V184H248ZM248 185L246 184V187H247ZM40 186L42 187V185H40ZM40 186H39V187H40ZM234 186H235V185H234ZM243 186H245V185H243ZM41 187L39 188L38 191L40 192V191L42 190V194H44L43 192H44L45 189H42ZM159 187H160V186H159ZM184 187H185V185H184ZM239 187H240V186H239ZM239 187L236 186V188H235L234 190H233L232 188L230 189V190H233V191L229 192L230 197H231V196H234V195L237 197L238 193L236 194L235 192H237V190H238ZM250 187H251V186H250ZM250 187H249V188H250ZM259 187H260V188H259V190H260V189H261V185H260ZM29 188H30V186H29ZM43 188H44V187H43ZM249 188H246V189H249ZM251 188H252V187H251ZM256 188L258 189V187H256ZM187 189H188V188H187ZM191 189H192V188H191ZM193 189H194V188H193ZM252 189H253V188H252ZM31 190H32V188H31ZM23 191H24V190H23ZM38 191H37V192H38ZM46 191H48L47 188H46ZM46 191H45V192H46ZM49 191H50V190H49ZM164 191H165V190H164ZM170 191H171V190H170ZM197 191H198V190H197ZM248 191H252V190L250 189V190H248ZM255 191H256V190H255ZM262 191H264V188H263V190L261 189L260 192H256L257 194L246 195V197H247V201H246L245 203H243L244 206H246V208H250V210H251V209L255 208L257 205H259V204L261 203L260 201H261V200L263 201V198H264V197H263L264 195L262 196V194H263L264 192H262ZM11 192H12V191H11ZM24 192H26V191H24ZM34 192H35V191H34ZM192 192H194V191H192ZM26 193H27V192H26ZM40 193H41V192H40ZM37 194H38V193H37ZM46 194H47V192H46ZM46 194H44V195H46ZM212 194L214 195V193H212ZM224 194H225V193H224ZM224 194H223V196H225ZM241 194H242V193H241ZM243 194H244V193H243ZM29 195H30V194H29ZM50 195H51V194H50ZM171 195H172V194H171ZM174 195H175V194H174ZM194 195H195V194H194ZM226 195H227V193H226ZM39 196L42 197L43 195H40V194H39ZM211 196H212V195H211ZM223 196H222V198H223ZM227 196H228V195H227ZM227 196H225L224 199H220V200H222V202L220 201V203L226 202L225 199H226V198H230V197H227ZM260 196H262L263 198L260 199V198H259ZM28 197H29V196H28ZM40 197H39V198H40ZM146 197H147V196H146ZM146 197H145V199H146ZM236 197H235V198H236ZM136 198H137V197H136ZM148 198H149V197H148ZM173 198H174V197H173ZM240 198H241V197H240ZM212 199H213V198H212ZM212 199H211L210 202H215V200L212 201ZM30 200H31V199H30ZM171 200H172V199H171ZM174 200H175V199H174ZM230 200H232V197L229 199V201H230ZM237 200H238V199H237ZM237 200H236V202H237ZM54 201H55V200H54ZM139 201H140V200H139ZM139 201H138V202H139ZM207 201H208V200H207ZM234 201H235V200H234ZM234 201H230V202L232 203V205H231L230 202H229L230 205H229V204H226V203H225V205H224V203H223V205H221V204H220V205H221V206H226V207L229 205V206L231 207V206L235 205V203H233ZM26 202H27L26 205H28V204H29L28 201H26ZM26 202H25V203H26ZM141 202H142V201H140V203H141ZM140 203H139V205H142V204H140ZM171 203H172L173 205H171ZM215 203H216V202H215ZM238 203H239V202H238ZM13 204H14V202H13ZM16 204H17V203H16ZM18 204H20V203H18ZM18 204H17V205H18ZM22 204H24V203H22ZM54 204H56V203H54ZM174 204H175V202H170V205H171V206H174ZM176 204H177V202H176ZM176 204H175V205H176ZM243 204H241V206H240V205H239V206L242 208V205H243ZM170 205H169V206H170ZM220 205H216V206H219V211L222 210L223 208H225V207H222V208H221ZM19 206L22 207L23 205H19ZM24 206H25V204H24ZM56 206H57V204H56ZM56 206H55L56 210L59 211L60 209H58ZM171 206H170V207H171ZM139 207H140V206H139ZM178 207H179V206H178ZM55 208H54V209H55ZM140 208H141V207H140ZM182 208H183V207H182ZM208 208H210V207H208ZM220 208H221V209H220ZM227 208H228V207H227ZM233 208H234V207H233ZM235 208H236V207H235ZM236 209H237V208H236ZM56 210H53V211H54V214H55ZM172 210H173V209H172ZM208 210H209V209H208ZM237 210H238V209H237ZM237 210H236V211H237ZM239 210H241V209H239ZM242 210H247V209L244 208V209H242ZM58 211L56 212V215L59 214L60 216H62ZM139 211H140V209H139ZM143 211H144V210H143ZM176 211H177V210H176ZM176 211H172V213H174V212H176ZM180 211H181V210H180ZM217 211H218V209H217ZM57 213H58V214H57ZM142 213H143V212H142ZM202 213H203V212H202ZM54 214H53V215H54ZM3 215H4V214H3ZM33 215H34V216L40 221V223H41L42 225H44V226H46V227H50V221L48 220L49 215H48L46 212H43V211H37V212H35ZM53 215H52V218L55 217V216H53ZM124 215H125V214H124V212H123V215H122V216H124ZM140 215H141V214H140ZM144 215H145V214H144ZM169 215H170V214H169ZM142 216H143V215H142ZM170 216H171V215H170ZM179 216H183V215L180 214ZM198 216H199V215H196L195 218H197ZM200 216H202V214H201ZM214 216H215V215H214ZM56 217H57V216H56ZM56 217H55L54 219L56 220V224H58V223H60V222H59L60 219L58 220V218H56ZM124 217H125V216H124ZM124 217H123V218H124ZM184 217H185V219L183 218V220H184V223H183V224L185 225V227L180 228V229H177V230H174V229H175V228L173 229V227L175 226V225H174V226H172V230H174L175 233H176L177 241H178L179 243H182V245H183L184 248H186V247L188 248V246H187L188 243H189V242H192V241H190V239H191V238H190V232H192V229H193L194 227H192L193 225L189 224V222H191V221L193 222V220L190 221L189 218H188V217L186 218L185 215H184ZM208 217H209V214H205V215H204V218H203V217H201V218L198 217V218H200V219L198 220V222H196L197 219H198V218H197L195 222L199 224V223H200V220L203 218L202 221H203L204 223H206L207 221H209ZM170 218H171V217H170ZM170 218H169V220H170ZM179 218H180V217H178V220H181V219H182V217H181L180 219H179ZM192 218H193V217H192ZM192 218H191V219H192ZM121 219H122V218H121ZM186 219H188V220L185 221ZM183 220H182V221H183ZM121 221H122V220H121ZM170 221H171V220H170ZM176 221H177V220H176ZM176 221H175V222H176ZM202 221H201V222H202ZM57 222H58V223H57ZM180 222H181V221H180ZM195 222H193V223H195ZM12 223H14V221H13ZM20 223H21V222H20ZM22 223H23V222H22ZM167 223H168V222H167ZM61 224H63V223H61ZM61 224H59L60 227H64V226L61 225ZM12 225H13V224H11V226H12ZM15 225H16V224H15ZM59 225H58V227H59ZM181 225H182V223H181ZM195 225H196V224H194V226H195ZM206 225H207V224H206ZM8 226H9V224H8ZM56 226H57V225H56ZM124 226H125V225H124ZM197 226L199 227V225H197ZM204 226H205V225H204ZM58 227H57V228H58ZM125 227H126V226H125ZM177 227H178V226H177ZM198 227H195V228H196V229H195L196 233H198V232H197V228H198ZM11 228H12V227H11ZM63 229H64V228H63ZM167 229L169 230V229H170V226H169V228H167ZM59 230H60V229H59ZM61 230H62V228H61ZM261 231H262V229H261ZM5 232H7V231H5ZM8 232H9V231H8ZM60 232H61V231H60ZM62 232H64V234H66V233H65V229H64ZM166 232L169 233V231H166ZM12 233H13V231H12ZM28 233H30V232H28ZM196 233H193L192 236H193L194 234H196ZM67 234H68V232H67ZM169 234H170V233H169ZM172 234L174 235V233H172ZM13 235H15V234H13ZM27 235H28V234H27ZM35 235H36V234H35ZM61 235L63 236V233H62ZM113 235H114V233H113ZM31 236H32V235H31ZM62 236H61V237H62ZM66 236H67V237H66ZM115 236H116V235H115ZM123 236H124V235H123ZM195 236H196V235H195ZM118 237H119V236H118ZM174 237H175V236H174ZM64 238H65V239H64ZM64 238H63V240H66V239L68 238V240H66V242L68 241L67 243H64L65 241L63 242V241L61 240V241L65 244L64 246H66V245L68 246V245H69L68 247L66 246V247H67V250H68V248L71 247V245L74 246V245L70 242V240H69L70 237H69L68 235H65ZM114 238H115V237H114ZM172 238H173V237H172ZM198 238H199V236H197V239H198ZM5 239H6V238H5ZM34 239H35V238H33V241H34ZM118 239H119V238H118ZM122 239H124V238L122 237ZM135 239H136V238H135ZM166 239H167V238H166ZM193 239H196V238L193 236ZM35 240H36V239H35ZM38 240H39V239H38ZM120 240H121V238H120ZM132 240H133V239H132ZM199 240H200V239H199ZM6 241H7V240H6ZM11 241H12V240H11ZM118 241H119V240H118ZM147 241H148V240H147ZM147 241H146V242H147ZM168 241H169V240L167 239V242H168ZM173 241H174V243H175L176 240H173ZM35 242H38V241H35ZM39 242H40V240H39ZM120 242H122V241H120ZM167 242H166V243H167ZM171 242H172V241H171ZM178 242H176V243H178ZM31 243H32V241H31ZM33 243H34V242H33ZM43 243H44V242H43ZM69 243H70V244H69ZM90 243H91V242H90ZM92 243H93V242H92ZM125 243H126V242H125ZM135 243H136V242H135ZM168 243H170V242H168ZM168 243H167V244H168ZM172 243H173V242H172ZM172 243H171V244H172ZM199 243H201V240H200ZM20 244L22 245V243H20ZM100 244H101V243H100ZM162 244H163V243H162ZM189 244H190V243H189ZM197 244H198V240L196 241V246H197ZM5 245H6V242H5ZM5 245H4V246H5ZM33 245H34V244H33ZM33 245H30V244H29V246H33ZM39 245H40V243H39ZM39 245H38V246H39ZM44 245H46V244H44ZM94 245H95V244H94ZM98 245H99V244H98ZM101 245H102V247H103V244H101ZM125 245H126V244H125ZM158 245H159V244H158ZM177 245H178V244H177ZM19 246H20V245H19ZM23 246H25V245H23ZM38 246H37V244H36V249L34 248L36 251H38L37 249L40 247V246H39V247H38ZM172 246H173V245H172ZM193 246H195L194 243H193ZM200 246H201V245H200ZM102 247H101V248H102ZM173 247H175V246H173ZM74 248H75V246H74ZM165 248H168V247L165 246ZM70 249L72 250V247H71ZM75 249H76V248H75ZM190 249H191V247H190ZM190 249H189V250H190ZM193 249H194V247H193ZM193 249H192V250H193ZM200 249H201V248H200ZM35 250H34V251H35ZM71 250H70V251H67V253H68V252L73 253V252H71ZM103 250H104V249H103ZM107 250H108V249H107ZM166 250H167V249H166ZM186 250H187V249H186ZM192 250H191V251H192ZM195 250H196V249H195ZM34 251H33V252H34ZM36 251H35V253H36ZM41 251H42V250H41ZM75 251H77V250H74V254H75ZM78 251H79V250H78ZM110 251H111V250H110ZM200 251H203V249H202V250H198V252H200ZM23 252H24V254H25V251H23ZM27 252H28V251H27ZM27 252H26V254H25L26 256H27V254H29V253H27ZM39 252H40V251H39ZM39 252H37V254H38ZM44 252H45V251H44ZM46 252H48V250H47ZM106 252H107V251H106ZM42 253H43V252H42ZM92 253H93V252H92ZM107 253H108V252H107ZM109 253H110V252H109ZM109 253H108V254H109ZM167 253H168V252H167ZM184 253H185V252H184ZM200 253H201V252H200ZM32 254H33V253H32ZM48 254H49V253H48ZM74 254H73V255H74ZM105 254H106V253H105ZM112 254H113V255H112V257H113V256H114V253H112ZM179 254H180V253H179ZM190 254H191V253H190ZM70 255H71V254H70ZM73 255H72V256H73ZM75 255H76V254H75ZM80 255H81V254H80ZM93 255H94V254H93ZM93 255H92V256H93ZM164 255H167V254H164ZM164 255H162V257H163ZM171 255H172V253H171ZM176 255H177V254H176ZM191 255H192V254H191ZM193 255H194V254H193ZM262 255H263V254H262ZM45 256H47V255H45ZM45 256H43V257H45ZM107 256H108V255H107ZM115 256H116V257H113V258H116L115 261H118L119 258H120V259H123L122 256H121V257H118L117 254H115ZM167 256H169V255H167ZM173 256H174V255H173ZM198 256H199V255H198ZM22 257H23V256H22ZM36 257H37V256H36ZM38 257H39V256H38ZM75 257H76V256H75ZM75 257L73 256V258H75ZM94 257H95V256H94ZM94 257H93V260H94ZM108 257L110 258V255H109ZM108 257H106V258L108 259V261H110L111 259H109ZM152 257H153V256H152ZM171 257H172V256H171ZM176 257H178V256H176ZM176 257H175V258H176ZM181 257H182V256H181ZM183 257H184V256H183ZM76 258H77V257H76ZM76 258H75V260H76ZM154 258H155V257H154ZM196 258H197V256H196ZM22 259L25 260V258H21V262H22ZM27 259H28V258H27ZM46 259H48V258H46ZM80 259H81V256L79 257V260H80ZM84 259H85V258H84ZM84 259H83V260H84ZM169 259L172 260V258H169ZM169 259H168V260H169ZM177 259H178L177 261L179 262V260H181L182 258H181V259H180V258H177ZM50 260H51V259H50ZM87 260H88V259H87ZM87 260H86V262L88 263V262L91 261L92 259H89V261H87ZM93 260H92V261H93ZM95 260H96V259H95ZM95 260H94V261H95ZM125 260H127V258H126ZM190 260H191V259H190ZM190 260H188V263H189V264H191V261H190ZM193 260H194V259H193ZM80 261H81V260H80ZM84 261H85V260H84ZM112 261H114V259H113ZM112 261H111V262H112ZM127 261H128V260H127ZM201 261H203V260H201ZM201 261H200V263H197V264H206V263H202ZM23 262H24V261H23ZM23 262H22V263H23ZM48 262H50V261H47V263H48ZM77 262H78V260H77ZM81 262H82V261H81ZM145 262H146V261H145ZM173 262H174V260H172V264L177 263V262H175V263H173ZM181 262L183 263L182 260H181ZM181 262H179V264H182ZM198 262H199V261H198ZM84 263H85V262H84ZM84 263L82 262V264H84ZM89 263H90V262H89ZM89 263H88V264H89ZM129 263H130V262H129ZM148 263L150 264L149 260H148ZM188 263H187V264H188ZM192 263H193V262H192ZM18 264H21V263H18ZM40 264H41V263H40ZM55 264H56V263H55ZM79 264H80V263H79ZM85 264H86V263H85ZM146 264H147V263H146Z\"/></svg>", "mask_w": 264, "mask_h": 264}]
</instances>
